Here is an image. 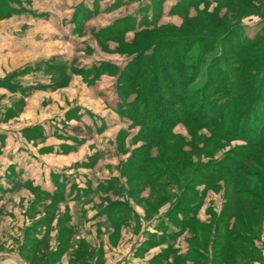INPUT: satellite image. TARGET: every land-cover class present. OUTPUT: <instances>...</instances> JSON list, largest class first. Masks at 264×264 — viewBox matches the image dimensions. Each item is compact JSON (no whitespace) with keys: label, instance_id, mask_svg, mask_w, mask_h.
<instances>
[{"label":"rangeland","instance_id":"374dc122","mask_svg":"<svg viewBox=\"0 0 264 264\" xmlns=\"http://www.w3.org/2000/svg\"><path fill=\"white\" fill-rule=\"evenodd\" d=\"M0 261L264 264V0H0Z\"/></svg>","mask_w":264,"mask_h":264},{"label":"crops","instance_id":"0c3cea01","mask_svg":"<svg viewBox=\"0 0 264 264\" xmlns=\"http://www.w3.org/2000/svg\"><path fill=\"white\" fill-rule=\"evenodd\" d=\"M0 264H5L4 262L0 261Z\"/></svg>","mask_w":264,"mask_h":264}]
</instances>
